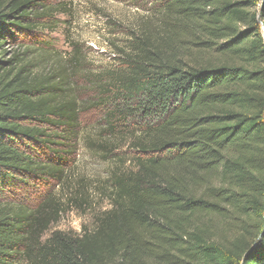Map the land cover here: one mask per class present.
Instances as JSON below:
<instances>
[{
    "label": "trees",
    "instance_id": "1",
    "mask_svg": "<svg viewBox=\"0 0 264 264\" xmlns=\"http://www.w3.org/2000/svg\"><path fill=\"white\" fill-rule=\"evenodd\" d=\"M156 7L91 73L52 61L64 2L0 0V264H264V0ZM92 109L86 145L130 166L92 229L53 230Z\"/></svg>",
    "mask_w": 264,
    "mask_h": 264
},
{
    "label": "rangeland",
    "instance_id": "2",
    "mask_svg": "<svg viewBox=\"0 0 264 264\" xmlns=\"http://www.w3.org/2000/svg\"><path fill=\"white\" fill-rule=\"evenodd\" d=\"M67 6L65 13H58V24L45 31L53 48L52 61L59 64L78 60V69L99 73L117 68L121 50H125L143 21L155 18L158 0H60ZM91 95H87L88 99ZM101 110H88L81 115L83 129L76 162L68 172L69 182L61 188L66 200L73 201L65 207L54 229L81 233L83 227L95 226L96 214L110 209L109 194L111 174L117 167L128 168V155L121 148L114 157L102 155V151L89 148L85 138H100ZM115 140V139H114ZM122 143L121 141L119 144ZM118 144V143H117ZM228 228L227 223L215 221ZM232 234V231H230Z\"/></svg>",
    "mask_w": 264,
    "mask_h": 264
}]
</instances>
